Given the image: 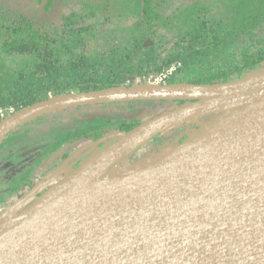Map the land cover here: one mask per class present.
<instances>
[{"label": "water", "instance_id": "obj_1", "mask_svg": "<svg viewBox=\"0 0 264 264\" xmlns=\"http://www.w3.org/2000/svg\"><path fill=\"white\" fill-rule=\"evenodd\" d=\"M131 101L186 103L119 134L40 197L10 205L0 220V264H264V69L227 83L51 96L2 120L0 143L46 114ZM190 124L199 128L184 143L103 175L157 135ZM103 157L112 160L96 185L77 193Z\"/></svg>", "mask_w": 264, "mask_h": 264}, {"label": "flooded vegetation", "instance_id": "obj_2", "mask_svg": "<svg viewBox=\"0 0 264 264\" xmlns=\"http://www.w3.org/2000/svg\"><path fill=\"white\" fill-rule=\"evenodd\" d=\"M200 1L0 0V26L12 31H21L23 27L28 34L33 26L43 34L66 28H88L98 35L103 32L110 34L93 37L95 43L141 45L144 49L153 47L156 60H162L165 45L176 44L180 40L173 38L171 16L175 12L190 11ZM146 11L155 12V15H146ZM160 13L162 19L158 17ZM15 57L17 56L3 54L0 55V62ZM174 69L167 77L177 67ZM148 81L146 77L134 83L129 80L125 86ZM169 103L172 107L175 104ZM166 104L168 105L167 102L159 101H131L86 105L46 114L17 127L0 143V205H9L12 203L11 199L21 198L26 193L35 191L37 186L50 177L57 179L56 183L60 182L87 159L116 143L119 134L130 125L138 122L139 127L167 112L171 107L167 106L163 111L160 109ZM105 105L111 108L90 110ZM115 105L120 106L112 108ZM2 111L10 112L7 113L10 116L17 110L12 103L8 108H0V112ZM0 116V122L8 117L6 114L3 117L1 113ZM188 128L190 127L187 125L180 127L169 136L157 135L149 143L109 167L103 175L118 173L124 167L139 162L149 152L182 137ZM97 132L100 136L95 134ZM62 168L64 172L57 175ZM47 190L48 186L43 187L37 196L40 197Z\"/></svg>", "mask_w": 264, "mask_h": 264}, {"label": "trees", "instance_id": "obj_3", "mask_svg": "<svg viewBox=\"0 0 264 264\" xmlns=\"http://www.w3.org/2000/svg\"><path fill=\"white\" fill-rule=\"evenodd\" d=\"M154 13L146 11V15ZM195 14L198 15L193 7L171 16L170 26L180 40L163 61L154 58L153 47L111 43L99 46L93 41L95 36H110L107 32L98 35L88 28H66L43 34L33 26L28 34L23 27L12 31L0 26V55L29 59L26 67L14 74L3 72L0 67V108L13 103L15 110H20L49 95L86 93L125 85L129 80L134 83L154 69L164 72L173 65L177 70L169 75L167 84L227 83L264 69V24L258 34L253 33L258 23L256 16L264 18V0H235V40L230 38L234 33L230 26L219 22L209 27L200 16L193 20ZM161 16L160 13L158 17L162 19ZM137 125L138 122L121 133H128ZM187 126L190 128L182 137L167 144H182L190 132L199 128L196 124ZM98 132L95 134L100 136Z\"/></svg>", "mask_w": 264, "mask_h": 264}, {"label": "rangeland", "instance_id": "obj_4", "mask_svg": "<svg viewBox=\"0 0 264 264\" xmlns=\"http://www.w3.org/2000/svg\"><path fill=\"white\" fill-rule=\"evenodd\" d=\"M194 7H195L194 8V11H197L198 15H196V14L193 15V20L194 19H197L200 16V20H203L206 24H208L209 27L210 26H217V23L222 22V23H224V25H228V26H230L234 30V33H233L232 37H230V38H231V40H235V0H201L198 3V5L197 6H194ZM256 18L258 20V23L256 24L255 28L253 29V33L254 34H258L259 31H260V28L264 24V18H262V16L259 15V17L256 16ZM173 33H174L173 34L174 35L173 36L174 39L179 38V35H178V32L177 31H174ZM243 38L245 39L244 36H242L241 39H243ZM102 44L103 43H101L99 46H101ZM165 46H166V48L162 51L163 56H162V60H160V61H163V59H165V56L168 54L169 48L170 47H175L176 44H167ZM154 58H156V57H154ZM28 60L29 59L22 58V57H15L12 60H10V59L9 60H2L0 62V67H1V69H2L3 72H8L9 74H14L16 71L22 69L23 67H26V65L29 63ZM171 68L172 69L173 68L176 69V66L173 65ZM171 68L166 69L164 72H159V73H158V71H156V69H154L153 71H151V73H148L146 76H143V77H146L147 79H150L148 81V83H155L154 81H156L157 78H161L162 79L161 83L162 84L163 83H166L167 84V82H166L167 79H168L167 76H168V74L171 73V70H172ZM143 77H139L136 80L139 81ZM51 96L52 95H49V97H51ZM174 105L175 104H173V106ZM119 106L120 105H115V106H112V108H118ZM167 106L172 108L171 103H168V105L167 104L166 105H163L160 108L161 111H163L164 109H167ZM110 108H111V106L105 105V106H101V107L90 108V110L100 111V110H109ZM158 111H160V110H158ZM161 111H160V113H161ZM0 113H1L2 116L4 114H6L7 116H8V114H10V112H7V111H2ZM214 117H215V115L213 117H211V118H214ZM157 150L158 149H156V151ZM152 152H154V150ZM142 158H145V157H142ZM60 172L61 173L64 172V168H62L57 173V175ZM56 181H57V179H55L54 177H50V178H48L45 181V183L39 185L41 187L37 186L35 188V191L33 190L30 193H26L25 195H27V196L36 195L37 196V193L43 187H46V186L50 187L53 184H55ZM17 199H19V198H13V199H11L12 200V203L9 204V205H6V206L5 205H3V206L0 205V220H2L3 216H5V214L9 210V206L12 205L13 203H15ZM8 213H10V211Z\"/></svg>", "mask_w": 264, "mask_h": 264}, {"label": "bare ground", "instance_id": "obj_5", "mask_svg": "<svg viewBox=\"0 0 264 264\" xmlns=\"http://www.w3.org/2000/svg\"><path fill=\"white\" fill-rule=\"evenodd\" d=\"M110 160H112V158L103 157L102 159H95L94 161H92L87 171L88 175L83 181H80L79 185L77 186V188L79 189L77 193L81 192L80 189H88L91 188L92 186H95L97 183L96 177L99 174L100 167H103L106 164H108ZM113 175H114L113 172L107 173L105 175V178H110Z\"/></svg>", "mask_w": 264, "mask_h": 264}, {"label": "built area", "instance_id": "obj_6", "mask_svg": "<svg viewBox=\"0 0 264 264\" xmlns=\"http://www.w3.org/2000/svg\"><path fill=\"white\" fill-rule=\"evenodd\" d=\"M156 83L157 84H160L161 83V79L159 78V79H156Z\"/></svg>", "mask_w": 264, "mask_h": 264}]
</instances>
